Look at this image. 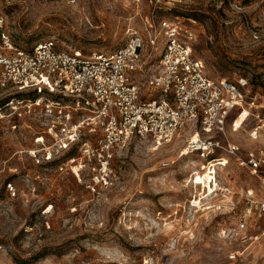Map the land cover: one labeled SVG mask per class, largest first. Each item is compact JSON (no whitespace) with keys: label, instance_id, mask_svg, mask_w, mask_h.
Wrapping results in <instances>:
<instances>
[{"label":"rangeland","instance_id":"374dc122","mask_svg":"<svg viewBox=\"0 0 264 264\" xmlns=\"http://www.w3.org/2000/svg\"><path fill=\"white\" fill-rule=\"evenodd\" d=\"M151 18H177L191 29L193 54L209 76L244 77L253 92L264 95V0H0L2 29L24 50L51 40L59 50L109 53L134 31L147 41ZM162 41L161 36L149 61L160 55ZM149 49L145 44L144 57ZM32 94L47 91L14 92ZM255 112L237 108L228 118L225 136L239 147L240 157L264 149V128L250 136ZM260 114L264 119V109ZM40 123L0 107V264L264 262V218L254 208L258 178L234 156L217 152L214 163H227L214 166L216 181L231 188L234 208L218 214L206 209L219 197L202 187L210 167L201 169L200 155L185 152L192 127L161 146L132 138L115 154L109 183L91 192L88 175L71 168L80 155L77 147L45 157L48 143L37 141ZM165 161L169 164L162 166ZM243 216L245 234L261 235L258 241H244L236 232ZM232 252L238 253L234 261L228 258Z\"/></svg>","mask_w":264,"mask_h":264},{"label":"built area","instance_id":"2783aa9c","mask_svg":"<svg viewBox=\"0 0 264 264\" xmlns=\"http://www.w3.org/2000/svg\"><path fill=\"white\" fill-rule=\"evenodd\" d=\"M147 26V41L134 31L117 50L87 56L59 50L51 40L21 49L3 31L0 19V107L18 117L27 114L41 120L37 141L48 143L44 147L46 158L64 148L77 147L78 159L71 157L69 162L76 160L71 168L88 175L86 187L91 192L109 183L115 154L132 138L161 146L182 129L192 127L185 152L200 155L205 163L201 169L210 167L202 187L219 197L206 209L218 214L234 208L231 188L216 181L214 166L227 163H214L220 151L234 156L258 178L260 189L254 208L256 215L264 218V149H249L240 157L239 147L225 136L228 118L237 108L256 110L252 116L257 122L250 136L260 134L264 128L260 114L264 95L253 92L244 77L228 80L209 76L204 62L193 54V32L177 18H151ZM161 36L160 55L151 62L148 58L158 48ZM145 44L150 49L144 57ZM27 87L34 91L44 88L47 94L14 95ZM168 164L165 161L162 166ZM5 188L13 195L16 192L12 183ZM246 195L252 196V190H246ZM246 218L238 220L236 232L242 233L244 241L256 242L261 235L245 234ZM237 256L232 252L228 258L234 261Z\"/></svg>","mask_w":264,"mask_h":264},{"label":"bare ground","instance_id":"6f19581e","mask_svg":"<svg viewBox=\"0 0 264 264\" xmlns=\"http://www.w3.org/2000/svg\"><path fill=\"white\" fill-rule=\"evenodd\" d=\"M75 172L77 173V170L75 169ZM209 179V177H207V180Z\"/></svg>","mask_w":264,"mask_h":264}]
</instances>
